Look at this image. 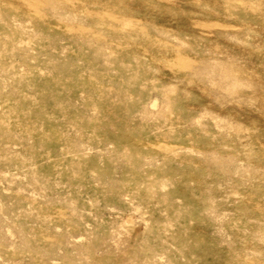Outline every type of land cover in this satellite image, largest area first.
Here are the masks:
<instances>
[{
    "label": "rangeland",
    "instance_id": "1",
    "mask_svg": "<svg viewBox=\"0 0 264 264\" xmlns=\"http://www.w3.org/2000/svg\"><path fill=\"white\" fill-rule=\"evenodd\" d=\"M9 1L0 264H264V0Z\"/></svg>",
    "mask_w": 264,
    "mask_h": 264
},
{
    "label": "bare ground",
    "instance_id": "2",
    "mask_svg": "<svg viewBox=\"0 0 264 264\" xmlns=\"http://www.w3.org/2000/svg\"><path fill=\"white\" fill-rule=\"evenodd\" d=\"M6 1V0H5ZM9 1V0H8ZM57 2H60L61 0H56ZM102 1H104V2H107V1H105V0H102ZM9 2H11V1H9ZM248 5H249V0H248ZM18 6V5H17ZM101 15V18L100 17H98V16H96L93 12L91 13V16L93 17V18H97L98 20L99 19H102L103 17H105L106 15H107V12H105V11H103L102 12V14H100ZM205 24V23H204ZM202 25V24H201ZM206 25V24H205ZM204 25V26H205ZM210 25L211 26H213V25H215V24H212V23H210ZM210 25H208V27L210 26ZM203 26V25H202ZM207 27V26H206ZM85 33V32H84ZM164 43V49L166 50V49H168V48H170L172 51L173 50H176V47H172V46H169V44H167V43H165V42H163ZM163 46L161 45V47H162V49H163ZM167 51V50H166ZM181 52V51H180ZM222 66V65H221ZM224 70V75L225 74H228V73H230V71H228V69H223ZM222 73V72H221ZM150 104H151V107H156L157 105H158V101H157V99L155 98V99H153V100H151V102H150ZM22 105H23V108L24 109H28L29 107H31L32 106V104L30 103V102H28V101H26V100H24L23 101V103H22ZM194 119H196L197 121H199V117L198 116H196V117H194ZM4 174V173H3ZM78 240V239H77Z\"/></svg>",
    "mask_w": 264,
    "mask_h": 264
}]
</instances>
